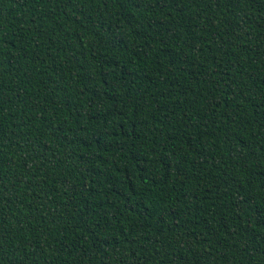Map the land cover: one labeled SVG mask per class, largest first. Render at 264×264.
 Here are the masks:
<instances>
[{
	"label": "trees",
	"instance_id": "16d2710c",
	"mask_svg": "<svg viewBox=\"0 0 264 264\" xmlns=\"http://www.w3.org/2000/svg\"><path fill=\"white\" fill-rule=\"evenodd\" d=\"M0 264H264V0H0Z\"/></svg>",
	"mask_w": 264,
	"mask_h": 264
}]
</instances>
